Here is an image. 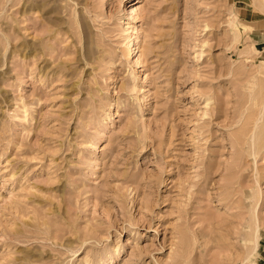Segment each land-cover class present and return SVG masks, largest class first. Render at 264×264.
<instances>
[{
  "label": "rangeland",
  "instance_id": "rangeland-1",
  "mask_svg": "<svg viewBox=\"0 0 264 264\" xmlns=\"http://www.w3.org/2000/svg\"><path fill=\"white\" fill-rule=\"evenodd\" d=\"M0 264H264V0H0Z\"/></svg>",
  "mask_w": 264,
  "mask_h": 264
},
{
  "label": "bare ground",
  "instance_id": "bare-ground-1",
  "mask_svg": "<svg viewBox=\"0 0 264 264\" xmlns=\"http://www.w3.org/2000/svg\"><path fill=\"white\" fill-rule=\"evenodd\" d=\"M254 232H256V229L254 230ZM254 235H255V233H254ZM256 237H257V234H256V236H255V239H252L251 240V243L253 242L255 245H256ZM252 253H254V251L252 252ZM251 255V254H250ZM255 262V261H254ZM253 263V262H252Z\"/></svg>",
  "mask_w": 264,
  "mask_h": 264
}]
</instances>
